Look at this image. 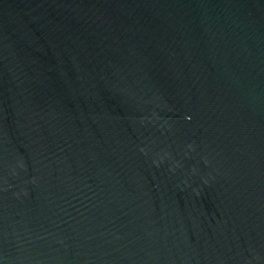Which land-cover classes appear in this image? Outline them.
Here are the masks:
<instances>
[{
    "label": "water",
    "instance_id": "obj_1",
    "mask_svg": "<svg viewBox=\"0 0 264 264\" xmlns=\"http://www.w3.org/2000/svg\"><path fill=\"white\" fill-rule=\"evenodd\" d=\"M0 264H264V0H0Z\"/></svg>",
    "mask_w": 264,
    "mask_h": 264
}]
</instances>
